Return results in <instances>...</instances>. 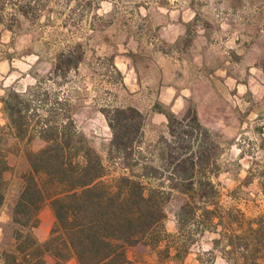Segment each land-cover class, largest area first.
<instances>
[{
	"label": "rangeland",
	"instance_id": "1",
	"mask_svg": "<svg viewBox=\"0 0 264 264\" xmlns=\"http://www.w3.org/2000/svg\"><path fill=\"white\" fill-rule=\"evenodd\" d=\"M14 3L28 13L14 15ZM3 5L0 97L8 87L24 92L34 85L49 90L51 99L68 101L78 128L106 164L111 134L101 109L132 105L142 111L140 146L151 155L158 136L167 135L166 119L154 105L179 117L191 107L217 144L220 204L245 218L264 216V0H5ZM75 43L81 44L82 62L56 78V54ZM1 106L0 126L6 123ZM38 145L33 140L28 148ZM10 151L11 168L4 174L8 197L15 173L25 167L16 149ZM7 210L6 204L0 210V242ZM166 210L165 227L172 233L173 213ZM52 221L44 207L40 239ZM214 236H201L182 264H200L198 255L208 264ZM132 251L137 264L155 260L143 249ZM213 252L212 264H227L220 251Z\"/></svg>",
	"mask_w": 264,
	"mask_h": 264
},
{
	"label": "trees",
	"instance_id": "2",
	"mask_svg": "<svg viewBox=\"0 0 264 264\" xmlns=\"http://www.w3.org/2000/svg\"><path fill=\"white\" fill-rule=\"evenodd\" d=\"M13 6L14 15L28 13ZM82 60L81 44L75 43L56 54L52 74L65 78ZM0 102L6 118L0 126V210L5 204L8 209L0 264H63L72 258L77 264H137L134 248L154 255L149 264H182L205 233L215 234L208 264L213 250L227 264L264 260V216L245 218L220 204L217 144L195 109L179 117L154 105L166 119L167 135L158 136L151 155L140 146L142 111L132 105L101 109L111 134L106 164L78 128L68 101L29 85L24 92L6 88ZM33 140L39 142L36 149L28 148ZM12 147L25 167L15 173L8 197L4 174ZM44 207L53 221L40 239L36 230ZM168 207L172 233L165 227ZM197 260L203 264L200 255Z\"/></svg>",
	"mask_w": 264,
	"mask_h": 264
},
{
	"label": "crops",
	"instance_id": "3",
	"mask_svg": "<svg viewBox=\"0 0 264 264\" xmlns=\"http://www.w3.org/2000/svg\"><path fill=\"white\" fill-rule=\"evenodd\" d=\"M213 91H215V90H213ZM36 234H37V230H36ZM45 237H46V235L43 238H45ZM63 264H77V263H76L75 259L72 258V259L68 260V262L66 261Z\"/></svg>",
	"mask_w": 264,
	"mask_h": 264
}]
</instances>
